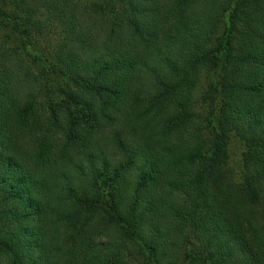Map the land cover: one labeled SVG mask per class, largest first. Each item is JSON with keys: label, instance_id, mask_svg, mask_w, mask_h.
Returning <instances> with one entry per match:
<instances>
[{"label": "trees", "instance_id": "1", "mask_svg": "<svg viewBox=\"0 0 264 264\" xmlns=\"http://www.w3.org/2000/svg\"><path fill=\"white\" fill-rule=\"evenodd\" d=\"M7 20L0 258L264 264V0H0Z\"/></svg>", "mask_w": 264, "mask_h": 264}, {"label": "rangeland", "instance_id": "2", "mask_svg": "<svg viewBox=\"0 0 264 264\" xmlns=\"http://www.w3.org/2000/svg\"><path fill=\"white\" fill-rule=\"evenodd\" d=\"M6 24L7 25H5L3 27V30L1 32L0 42H1V40L3 41V36H2L3 33L7 34L5 32H8V34L11 35V36H10V40L9 39L7 40V45H12V44L14 45V44L19 43L18 35H16L13 31L10 33V30H14L15 29V26L13 25V23L11 21L7 20ZM5 37H7V36H5ZM44 43L45 42L43 41V44ZM29 61H32V59H29ZM32 66L35 67V70L37 72L38 71H42L41 70L42 67L38 63L33 62ZM42 77L44 79H46L45 82L42 83L43 90H46V89L47 90H52V91L56 92L57 95H59V96H63L62 91L64 89H67L70 86V82H69V80L67 78H64V77H61V76H56L53 73H46ZM39 95L41 97L42 94H39ZM206 95H207V87H206V85H204V82H202L200 84V86L198 85V87L196 89V92H195V98H197V101H195L196 104L194 106V111L196 112L195 113L196 114L195 118H196V121H198V122L205 121L206 120V116L209 113L210 104H209V102L207 100L206 101L204 100ZM202 100H204V103H203ZM109 129L110 128L105 129V131L103 132L104 136H101L102 133H98L95 138H97L98 141L100 140V142L105 143V145L107 146L106 150L108 152H110L109 153V155H110L111 152H112L113 144H112V141H110V137H109L110 136V132L108 131ZM102 137H103V139H102ZM115 156H117V155L112 153L109 156V158L111 160H113V158ZM113 161H115V160H113ZM0 264H8V263H7V261L4 258H0Z\"/></svg>", "mask_w": 264, "mask_h": 264}]
</instances>
